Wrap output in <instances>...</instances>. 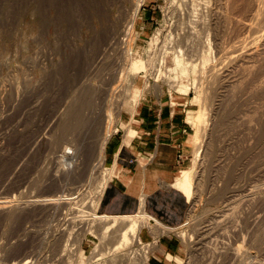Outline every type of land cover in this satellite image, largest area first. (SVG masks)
I'll return each instance as SVG.
<instances>
[{"label":"rangeland","instance_id":"rangeland-1","mask_svg":"<svg viewBox=\"0 0 264 264\" xmlns=\"http://www.w3.org/2000/svg\"><path fill=\"white\" fill-rule=\"evenodd\" d=\"M191 1L190 0L189 1L188 0L187 1L186 0H145L138 21L135 24L134 31L131 34H129L128 37H125L123 35V37H125V42L123 41L124 45L123 43H121L122 45L119 44V46L117 45L115 46V44L112 43L113 41H115L114 37L116 36L118 37L120 33L122 34V30L124 26L127 25L131 13L133 12L135 0H0V105H1L0 114L2 111H4L3 112L4 114L5 112L7 113L8 111L11 112V114H9L8 112L9 116L6 117L5 115V117L0 120V201H3L5 199L10 201L13 200L12 202H14V204L17 205L20 204L21 202L22 203L26 202V199L27 201H29V198L31 200L38 198L39 196L40 197L48 196L45 194L47 190H51V188L54 189L58 185L59 186L61 184L65 185L67 183L63 179L61 174H58L57 171L59 167L60 169L62 168L61 165L62 161L58 157L61 155L59 149L62 150L65 147L64 145H66L64 143H68V142L64 141L61 147L54 149L55 146L52 145V140L55 139L54 138L55 136L54 137L48 136L49 138L47 136H46L47 138L45 137L46 120L48 115L52 113L53 110H55L59 106L61 101H63L66 97L70 96L71 92L76 90L75 87H77L76 85H78L80 80L82 81L83 79L88 78L89 80H91V83H93L94 85L96 86L103 85L105 89L111 88L112 86L115 87L116 85L120 86V92L118 94L119 98L117 97V99L113 100L112 102L109 101V108L111 107L110 109H112V113H113V120L109 122V125L111 126L112 135H114L120 129L124 130L125 128L126 129L128 128L123 123L125 122L124 121L125 119L132 118L133 115L135 114L136 109L133 112L131 104H132V100H134V98L136 99L137 97H139V104L141 102L163 101L172 104L174 107H180L181 111L179 112H181L182 115L186 119H188L189 123L192 125V126L190 125L191 137H190L189 159L187 161V164L183 168V170H186V172H184L183 174L181 173L182 176L181 175L180 176L182 178H180L179 181V184L181 185L182 183H184V180L186 179L185 176H188L189 183L190 185H192V190H194L192 192L194 198L190 199L189 197V207L187 212V218L185 220L186 222L184 223L183 226H181V228L172 231L165 229L159 230L158 228L156 229L157 227L156 223L152 220L146 223L144 222L143 224L141 222L138 240L140 241V243H153V244L152 245L149 244L146 247L139 248L138 247L139 242H135L128 249H125L123 251V254L130 253L131 256L134 255L135 259L133 260L135 264H150V262L155 259L154 257H156V259L158 260L157 262L159 264H181L180 262H178L177 258H180L183 261V264H203L205 262L204 260H206L207 263L211 262L212 260L211 253L213 251H217V250H218L217 252L223 251L222 246L224 247L229 244L230 245L232 244L233 247H236L238 245H244L243 250L245 248L244 251L250 253L249 261L252 264H258L259 262H262V260L264 261V255H263L264 242L261 248L259 246L254 245V243L251 244V239L253 240L255 235L256 236L260 234L262 235L264 233V202L259 204L257 203V205L244 206L243 214H241V217L243 218V220L241 218L242 222H240L239 220L240 218L237 217L238 220L236 219L235 221L237 222H234V224L224 222L222 223V225L224 224V226H220L219 220H222L220 218L222 209L220 205L221 201L218 199L221 196L220 194L223 193L222 187L225 188V186L229 184L228 180L224 177V172L226 170L224 166L226 167L227 163L222 161L225 159L226 155L228 154L231 155V153L236 154L238 151H240L239 148H241V146H242L241 150L243 149V145L246 148H248L247 146L249 145L246 144H250L251 141V145L253 144V149H254V150L251 149L250 151L251 154L253 153V155L251 156L255 155L253 158L254 162L258 164L260 160L259 166L264 167V128H263L264 116L260 118L261 122L259 120L252 124L251 130L249 131L250 137L247 136L248 138H246L245 140L246 142L248 141L247 143L244 140L241 141V139L238 138L239 125L237 126L236 124L237 120H235L236 118H234L235 117L234 114L238 113L242 115L243 109L247 108L245 106L249 107L257 103L259 104L264 103L263 102L264 91L263 93L260 92L261 96L259 95V93L253 94V96H251L248 92L251 89L252 85L249 84L245 92L246 98L244 97L242 101H240V98L238 97L234 101L231 100L229 104L231 106L226 105L224 109H222V111L219 112L220 114H218L217 116H214L213 114L211 115V113H209V115H206L207 120H205V122H201L200 124V133L202 134L201 141H202L203 151L198 156L196 152L199 147L198 145L199 143L196 140V138L199 134L197 132V128L192 124L191 121H196L198 115L201 114V111L204 109V104H205L204 98L206 97L205 95H207L205 91L207 82H204L203 80L204 78H202L203 77L202 72H204L203 69L204 63L202 60L203 57L202 54H204L203 52L207 50V47H204L206 43L203 45L202 42L204 43L205 40L204 36H206L207 32L201 30L198 27V30L200 29L201 35H203L202 38L201 37L195 38L193 36L194 39H196L194 40L195 42L192 41L193 40L192 35H190L187 38L188 40H186V38L185 39L183 38L184 35L191 30L190 26H193L192 25L193 23L189 21V20L193 21ZM188 3H189V7H188ZM262 15L263 16H261V19L263 20L264 12ZM241 16L245 17L243 19V22H245L246 14L242 13ZM204 18H206L205 15ZM237 18L239 19L241 17H237ZM261 19L259 20L257 18L253 21V24L255 23V25H253L255 26V28L254 30H250L252 31V33L245 32L241 34L238 24L236 23L232 24L230 22H228L227 24L225 23L224 27L222 26L225 32L223 28H221V32L223 33L222 38L224 39V40L222 39V41L224 43L220 49L221 52L219 56L217 55V57L218 58L221 57L222 59H224L226 57L232 56V54H229V52H231L232 46L236 42L238 45L239 40L244 41V45L241 47L243 48V51H246L251 46L255 47L256 42L253 40L255 37L262 34L264 29L263 26L264 20L262 21ZM256 20L259 22H257ZM247 21L245 23L250 22ZM259 24L261 25L263 24L262 27ZM257 27L261 33L260 32L258 33ZM114 32L117 35H114ZM251 34L253 37L252 39H251ZM106 35L109 36L110 38L112 37V39L110 40L109 37L107 39ZM240 35L243 36L239 37ZM120 37H122V35H120ZM157 37H158V42L156 43L155 39ZM190 38L192 40H189ZM102 41L104 42L102 43ZM186 41L188 42L190 41L189 45H187ZM104 43H106V45L112 43L116 47V49L114 48L115 50L114 49L109 50V48ZM97 45L100 47V49L98 48ZM178 45L181 47L182 50L188 49L187 51L188 56L186 57H188L189 60L186 62H189L188 63L190 66L189 73L183 74L180 71L176 72L170 70L177 67L175 53L179 48ZM191 45H193L195 48ZM192 47L193 49L191 51ZM104 48H106L107 50ZM126 48L129 51L131 50L130 52L132 54L130 57L132 59L143 60L149 66L147 72L139 73L136 78H134L133 75H132L133 77L130 76L131 74L127 71L126 61H124L123 59L125 57L123 55H126L125 54ZM199 48H202L200 49V52L198 50ZM48 50L49 52H47ZM238 50L239 51L236 54H238L241 49L238 48ZM99 56L102 59H100ZM117 57L119 60L117 59ZM95 61L98 64H96ZM221 63L222 64L218 63L217 68L220 69L222 66L226 68L227 63L224 61H222ZM224 63H226V65H224ZM193 64L197 66L195 73H192L194 72L192 70ZM262 65H264V60L262 61L261 64V67L264 68V66ZM224 68H222V70ZM262 72L264 75V70ZM82 76L84 77L82 78ZM97 76L99 77V79L97 78ZM95 77L97 79H95ZM100 77L102 78V80L100 79ZM97 81H98V85H97ZM194 81L195 82L197 81L196 87L194 85L195 84ZM99 83L102 84L99 85ZM107 83L108 84L110 83L111 85L109 84L107 86ZM181 85L188 86L189 92L187 94L186 93L183 94V92L179 90V86ZM5 87L8 90H6ZM15 90L18 95H16V93L14 92ZM3 92L5 93V95ZM2 93L4 96L2 95ZM99 96L96 97L95 99L96 101L93 99L95 103L92 99H91L92 101L90 99H87V101L89 100V102H87V104L89 105H86L84 107L85 109H87L85 113L88 111V109L90 110L91 107H93V109L97 113L102 111L103 108L104 109L108 108V104H107L108 98L107 99L105 98V100H103ZM101 96H104V93H101ZM260 97L262 98V100L260 99ZM17 98H19L20 100H18ZM244 99L245 101L246 99H248L250 101L248 102L249 104L247 103L248 100L245 102ZM2 100L3 101L5 100L6 103L3 102ZM14 101L16 104H14ZM98 101H100V104ZM9 103H13V104L10 105ZM2 104H4L5 106ZM28 104L30 105V107L28 106ZM16 106L18 107V109L16 108ZM228 107H232V108L234 107L235 110L234 109L232 110V108L230 109ZM12 108L13 111L15 110L14 112H12ZM30 108L31 109L34 108V111L28 112ZM236 108L238 109L243 108V109L236 110ZM226 114H228L227 118H226ZM224 115L226 119L223 118ZM82 117L81 118L84 119V116ZM230 119L234 121L235 127H233L234 126L233 121L232 120L230 121ZM82 121L78 125L77 122L73 124L72 131L75 133L76 136L80 134L78 136L80 137V140H82L86 136L87 137L89 136L86 142V146L84 147V150L82 152L81 158L83 157L82 160L87 158L94 160L96 158V154H95L97 149L96 145L100 137V132H101L100 129L102 130V128L105 125H107L108 122L106 123V119H104L103 121L101 120L102 122L100 124L98 123L99 125H101L100 127L97 124L94 126L93 125L90 126V123H87L86 119L84 120V122ZM102 123H105V125ZM256 123L257 124L259 123L260 125L258 124L257 126ZM87 125L89 126L87 127ZM81 126H83V128H80ZM84 126L86 127V129L84 128ZM79 128L82 130H80ZM206 128L209 130L210 133L209 132L207 133L208 130H206ZM77 130L80 133H76L78 132ZM252 131L254 133H252ZM255 132L258 133L256 134ZM234 137L235 138L237 137L239 140H237L236 138L235 141ZM191 139L193 141V144L191 143ZM239 141H241L243 145L241 144V142L239 143ZM234 142L235 145L233 146L232 144H234ZM225 143L226 145L227 144L228 145L226 146ZM236 146L239 148L237 149ZM225 148L228 149L224 150ZM54 150H56V152ZM221 150L225 152L223 153ZM218 152L220 153V155ZM55 155H57V159L55 158L56 157ZM216 156H218L219 160L216 159L217 158ZM221 161L223 163V167H222V163H219ZM47 162L50 163L47 164ZM218 164L221 166H219ZM221 168H224V171ZM42 170L45 176L43 173H41ZM103 170H104L103 173L100 174L101 176L100 178L98 177V179L100 180L104 179L105 182L107 183V181H110L113 178L115 172L107 161L104 165ZM55 172L56 174L59 175L57 176V178L60 181L58 180L55 181L50 178L52 177V174L54 175ZM221 172L223 173L221 174ZM98 175L99 174H97V176ZM260 176L261 178L264 177V173H261ZM260 176L258 177V180H255L251 183L249 182V184L252 186L261 185L259 187H264L263 186L264 178L261 179ZM100 180L97 181L96 179V182L94 180V182H91L87 185L88 186L86 189L87 194L85 195L86 197L84 200L85 203L87 204L83 205L85 208L84 210H88V208L91 206V201L95 196H97L93 191L91 192L89 190H91L93 187L92 190L95 191L96 189H94V187L98 186ZM34 183H36V185ZM233 185H235L234 180L231 181L229 187L231 188L233 187ZM66 187L64 188L67 189L65 192H70L73 190L70 187L67 188ZM78 187L81 186L79 185ZM180 187L181 189H183L182 185ZM215 195L217 197H215ZM21 196L22 198H20ZM99 200L100 199L96 198V203L97 201L99 202ZM5 210L4 211L3 209L0 210V235H1L0 264H12L13 259L21 260L26 256L30 257L33 260L37 259L36 263L34 264H100L103 263V261L104 262L108 261L107 264H111V263L119 264L120 260L118 259L116 260L112 259L110 263L109 260H106L109 258L108 254L110 253V250H108L109 252L108 254L105 253L102 260L94 261L93 252L96 246L102 244L101 246L104 248L105 244L100 243L101 241H99V238L97 236L94 237V234H92V232L89 233L85 232L86 235L83 236L84 232L80 230L81 229L79 228L80 226L78 227L73 224L71 225V227L68 226V223L71 222L69 219L73 216L69 214L71 213L70 208H64V210L62 209L58 210L55 208H52V210L38 209L39 211L37 210V208H21L19 214L21 215V218L18 220L17 226L16 224L14 225V223H11V220L9 219L10 217L9 210L11 209L9 208L6 211ZM49 211L50 213H48ZM247 213H249V215L250 214L252 215L250 216L248 215L247 217L250 218H247V220L245 221L244 216L247 215ZM64 214H67V216ZM254 214H257V216ZM256 217H258L260 221ZM232 224L235 226H233ZM59 225L60 226L62 225V227L66 225L67 229H65L66 227H63V229H65L64 230L65 232L66 231L69 232V233L66 232L68 235L65 232H63V234L65 233L64 236L66 237L65 240L69 239L65 249H67V247L72 244L73 245L72 247L74 248L75 253L77 254L70 259H67L66 257L60 259L61 252H59V250H61L60 245L64 240V238L60 240L62 236L58 231H56ZM207 225H209V227L211 228L210 230L212 231L210 232L208 237L204 240L203 244L206 247H208L209 250L205 251L204 253H201V251L199 252V250H196L194 247H192L193 246L192 240L196 241L199 233L205 230L206 228H208ZM75 227H77L78 229L77 228L75 229ZM150 227H152V229ZM72 229L74 230L72 231ZM223 229H225V231ZM70 230L72 233L70 232ZM93 230L95 231V228ZM142 230L145 231L148 230V232L152 236V239L143 240L140 236ZM223 231L227 232L228 236H226V239L220 236V234ZM67 236L71 238L73 237V239L68 238ZM228 237L229 239H227ZM238 237H240V240ZM245 237H246V241H245ZM230 239L232 240L230 241ZM77 240L79 242H77ZM161 240L162 242L164 240H171L176 245V247L174 248L176 250V253L171 254L170 252H166L161 247ZM233 240L236 242H234ZM57 241L59 243H57ZM111 246L112 245H109L107 247L109 248ZM199 246L201 247V245ZM82 250L84 251V253H82ZM35 251L36 253L34 254ZM157 251L161 252L162 255L158 254ZM13 253L16 256L13 255ZM209 257L211 259H209ZM229 263L239 264L238 262L236 263V261L233 262L232 260L225 262V264H229Z\"/></svg>","mask_w":264,"mask_h":264},{"label":"bare ground","instance_id":"bare-ground-1","mask_svg":"<svg viewBox=\"0 0 264 264\" xmlns=\"http://www.w3.org/2000/svg\"><path fill=\"white\" fill-rule=\"evenodd\" d=\"M187 1V0H186ZM189 1V0H188ZM191 1V0H190ZM145 0H135L134 2V9L133 12L131 13V16L129 18V21L127 23L126 26H124L123 30H122V34L120 33V35H123L125 37H128L129 34H131L134 31L135 28V24L138 21L142 6L144 5ZM187 4V3H186ZM191 9H192V13H193V21L189 20L190 22H192L193 26H190L191 30L184 35V39L186 38V40H188L187 38L192 35V37L194 36L195 38H202L203 35H201L200 33V29L204 30L205 32H207L204 40V43L202 42V44L204 45V47H207V50L205 52H203L204 54L202 57L204 66V72H202L203 77L204 78V82L206 83V97L205 99V104H204V109L201 111V114L198 115V117L196 118V121H191L192 124L197 128V132H198V136L196 138V140L198 141V149H197V154L198 156L202 153L203 151V146H202V134L200 133V124L201 122H205L206 119V115H209V113H211V115L213 114L214 116H217L218 114H220L219 112L222 111V109H224V107L226 105H229L231 100H236L238 97L240 98V101H242V99L245 97L246 95V89L247 87L250 85L251 89L249 90V94L251 96H253V94H257L260 92L263 93L264 91V75H263V70L264 68L261 67L262 61L264 60V29L262 34L258 35L256 34L257 37L254 38L253 41L256 42V46L255 47H250L248 48L246 51H243V48H241L244 45V41L239 40L238 45L237 42L232 46V50L231 52H229V54H232V56L226 57L224 59H222L221 57H217V55L219 56L220 52H221V47L223 45V41H222V32H221V28L224 27V24L230 22L232 24H238L239 25V30L242 33L245 32H250L252 33V31L250 30H254L255 23L253 24V21L255 19H261V16H263V12H264V0H192L191 1ZM35 6V5H34ZM188 7H189V3H188ZM191 11V10H190ZM189 12V11H188ZM191 13V12H190ZM246 14V21H250L248 23L243 22V19L245 18L244 16H241V14ZM191 15V14H190ZM204 15L206 18H204ZM97 17V16H96ZM129 17V16H128ZM237 17H241V18H237ZM260 17V18H259ZM264 18V17H263ZM190 19V18H189ZM262 20V19H261ZM264 20V19H263ZM262 20V21H263ZM257 21V20H256ZM252 22V23H251ZM259 22V21H257ZM257 24V23H256ZM264 24V23H263ZM262 24V25H263ZM230 25V24H228ZM261 25V24H259ZM261 25V27H262ZM189 26V25H188ZM223 26V27H222ZM232 26V25H231ZM264 26V25H263ZM114 27V26H113ZM198 27L200 28L198 30ZM238 28V26H237ZM226 29V28H225ZM258 29V27H257ZM90 30V29H89ZM101 30V29H100ZM121 30V28H120ZM224 30V28H223ZM228 30V29H227ZM116 31V30H115ZM119 31V30H118ZM230 31V30H229ZM89 32V31H88ZM225 32V30H224ZM231 32V31H230ZM233 32V31H232ZM238 32V31H237ZM260 32V30L258 29V33ZM101 33V32H100ZM118 33V34H119ZM204 33V32H203ZM236 33V32H235ZM246 33V34H247ZM256 33V32H253ZM261 33V32H260ZM110 34V33H109ZM228 34V33H227ZM230 34V33H229ZM232 34V33H231ZM238 34V33H237ZM114 35L115 34L114 32ZM120 35H118V37H114V40L112 43L115 44V46H119L122 45L121 43H123V41L125 42V37H120ZM245 35V34H244ZM107 36V35H106ZM112 36V35H111ZM226 36V35H225ZM224 36V37H225ZM229 36V35H228ZM231 36V35H230ZM238 36V35H237ZM243 36V35H242ZM241 35L239 37H242ZM249 36V35H248ZM255 36V34H254ZM96 37V36H95ZM109 36H107L108 39ZM191 37V38H192ZM193 40L190 38L189 40ZM232 37V36H231ZM246 37V36H245ZM234 38V35H233ZM248 38V37H247ZM252 34H251V39H252ZM109 39L111 40L112 37ZM228 39V38H227ZM246 39V38H245ZM102 40V39H101ZM104 40V39H103ZM106 40V39H105ZM156 43L158 42V37L155 39ZM203 40V39H202ZM224 40V39H223ZM89 41V40H88ZM226 41V40H225ZM250 41V40H249ZM104 41H102L103 43ZM187 42V45H189V42ZM195 42V41H194ZM201 42V41H199ZM110 43V42H109ZM109 44L106 45V43H104L109 50L110 49H116V47L113 44ZM193 43V42H192ZM197 44V43H196ZM194 44V45H196ZM226 44V43H225ZM232 44V43H231ZM95 45V44H94ZM124 45V43H123ZM229 45V44H228ZM98 46V45H97ZM104 46V45H103ZM105 46V47H106ZM113 46V47H112ZM193 46V45H191ZM231 46V45H230ZM87 47V46H86ZM112 47V48H111ZM179 47V48H178ZM178 50L176 51V55H175V59H176V63H177V67H175L174 69H170L172 71H180L183 74L189 73V62L188 61V49H181V47L178 45ZM187 47V46H186ZM185 47V48H186ZM189 47V46H188ZM194 47V46H193ZM193 47L191 48V51L193 49ZM197 47V46H196ZM98 48L100 49V47L98 46ZM97 48V49H98ZM195 48V47H194ZM240 52L238 54H236L239 50ZM106 49V48H104ZM114 49V50H115ZM120 49V48H119ZM190 49V48H189ZM199 48V52H200ZM223 49V48H222ZM227 49V48H226ZM102 50V49H101ZM107 50V49H106ZM126 55L123 59L124 61H126V67H127V71L131 74L130 76L134 78L137 77V75L141 72H147L148 71V65L143 61V60H139V59H132L131 56V50L129 51L127 48L125 49ZM112 51V50H111ZM197 51V50H195ZM49 52V50L47 51ZM103 52V51H102ZM107 52V51H106ZM114 52V51H113ZM224 52V51H223ZM100 53V52H99ZM108 53V52H107ZM202 53V52H201ZM98 54V53H97ZM106 54V53H105ZM194 54V53H192ZM102 55V54H101ZM111 55V54H110ZM113 55V54H112ZM200 55V54H199ZM201 55V56H202ZM106 56V55H105ZM192 56V55H191ZM97 57V55H96ZM102 57V56H101ZM109 57V56H108ZM111 57V56H110ZM224 57V54H223ZM39 58V57H38ZM45 58V57H44ZM47 58V57H46ZM100 58V56H99ZM104 58V57H103ZM113 58V57H112ZM98 59V58H97ZM102 59V58H100ZM111 59V58H110ZM118 59V57H117ZM193 59V58H192ZM90 60V59H89ZM95 60V59H94ZM104 60V59H103ZM102 60V61H103ZM119 60V59H118ZM52 61V60H51ZM193 61V60H192ZM214 61V62H213ZM224 61L227 63H224V65H226V68H224V66H222L220 69H218V63L222 64L221 62ZM123 62V61H122ZM213 62V63H212ZM96 63V61H95ZM119 63V62H118ZM125 63V62H124ZM194 63V62H192ZM8 64V63H7ZM50 64V63H49ZM98 64V63H96ZM101 64V63H100ZM28 65V64H27ZM31 65V64H30ZM57 65V64H56ZM95 65V64H94ZM125 65V64H124ZM192 65V64H191ZM198 65V64H197ZM209 65V66H207ZM51 66V65H50ZM85 66V65H84ZM102 66V65H101ZM264 66V65H262ZM92 67V66H91ZM103 67V66H102ZM196 65L193 64L192 66V70L195 73L196 71ZM220 67V66H219ZM88 68V67H87ZM95 68V67H94ZM111 68V67H110ZM222 68H224L222 70ZM57 69V68H56ZM83 69V68H82ZM92 69V68H91ZM123 69V68H122ZM47 70V69H46ZM169 70V71H170ZM191 70V71H192ZM91 71V70H90ZM94 71V70H93ZM96 71V70H95ZM101 71V70H100ZM121 71V70H120ZM236 71V72H235ZM52 72V71H51ZM87 72V71H86ZM89 72V71H88ZM104 72V71H103ZM93 73V72H92ZM96 73V72H95ZM107 73V72H106ZM27 74V73H26ZM85 74V73H83ZM100 74V73H99ZM114 74V73H112ZM201 74V75H202ZM52 75V74H51ZM87 75V73H86ZM89 75V74H88ZM101 75V74H100ZM111 75V74H110ZM116 75V74H115ZM133 75V76H132ZM195 75V74H194ZM12 76V75H11ZM14 76V75H13ZM80 76V75H79ZM78 76V77H79ZM95 76V75H92ZM99 76V75H98ZM97 76V78L99 79V77ZM104 76V75H103ZM113 76V75H112ZM111 76V77H112ZM28 77V76H27ZM84 76H82L83 78ZM91 77V76H89ZM110 77V76H109ZM130 77V78H131ZM201 77V76H200ZM263 77V78H262ZM23 78V77H22ZM26 78V77H25ZM95 77V79H97ZM118 78V77H117ZM126 78V77H125ZM129 78V77H128ZM206 78V79H205ZM64 79V78H63ZM93 79V78H92ZM100 79L102 80V78L100 77ZM104 79V78H103ZM108 79V78H107ZM114 79V78H113ZM100 80V81H101ZM109 80V79H108ZM107 80V81H108ZM118 80V79H117ZM129 80V79H128ZM202 80V81H203ZM206 80V81H205ZM15 81V80H14ZM99 81V80H98ZM98 81H97V85H98ZM110 81V80H109ZM124 81V80H123ZM131 81V80H130ZM135 81V80H134ZM104 82V81H103ZM116 82V81H115ZM195 82V81H194ZM113 83V82H112ZM197 81L195 82V87ZM2 84V83H1ZM18 84V83H17ZM57 84V83H56ZM102 84V83H101ZM99 83V85H101ZM110 84V83H109ZM107 83V86L109 85ZM115 84V83H114ZM4 85V84H3ZM58 85V84H57ZM111 85V84H110ZM119 85V84H118ZM205 85V84H204ZM77 87L76 90H74L73 92H71L70 96L66 97L63 101H61V103L59 104V106L53 110L52 113H50L47 117L46 120V131H45V137L50 136V137H54L55 139L52 140V145L55 146L54 149L61 147V145L64 143V141H67L68 143H64L66 145H64L65 147L61 150L59 149V152L61 155L58 156L61 161H62V168L60 169V165L58 166V174H61V176L63 177V179L67 182L65 185H58L56 188H51V190H47L46 191V195L48 196H39L38 198L35 199H31L29 198V201L26 202H21L20 204L15 205L14 202L10 201V200H3L0 201V210L3 209V211L6 209H11L9 210L10 212V217L9 219L11 220V223H14V225L16 224V226L18 225V220L21 218L20 214V209L21 208H37V210H41V209H51L55 208V209H62L64 210V208H70V212L68 211V213L70 215H73L69 220L71 221L70 223H68V226L71 227V225H75V226H80L79 228H81L80 230L83 231V236H85V232L89 233L92 232V234H94V237L97 236L99 238V241H101L100 243H104L105 247L112 245L111 247H107V248H103L101 245H97L93 254V259L94 261H98V260H102L103 256L106 254H108V250H110V253L108 254L109 258L106 260L110 261L113 260H120L119 264H135L134 263V255L131 256L130 253L129 254H123V251L125 249H128L131 245H133L135 242H139V232H140V223L142 222V224L145 222H149V221H154L156 223V229L158 228L160 229H165V230H176L172 229L171 227H168L166 225H164L163 223H161L158 219H156L155 217H153L152 215H149L148 213H146L145 211H141L135 215H131V216H117V215H111V214H101L99 213V202L97 201L96 203V198L100 199L103 191L104 187H105V180L104 179H98V177L100 178V174L103 173V169H104V165H105V161H106V145L107 142L110 138V136L112 135L111 132V126L109 125V122L113 120V113H112V109L109 108V101L112 102L113 100L117 99V97L119 98L118 94L120 92V86H115V87H111V88H104V86H96L93 83H91V80H89L88 78L83 79L82 81L80 80V82L78 83V85H76ZM15 87V86H14ZM72 87V86H71ZM106 87V86H105ZM110 87V86H109ZM122 87V86H121ZM6 89V87H5ZM14 89V88H13ZM12 89V90H13ZM19 89V88H18ZM72 89V88H71ZM205 89V87H204ZM8 90V89H6ZM5 90V91H6ZM20 90V89H19ZM22 90V89H21ZM29 90V89H28ZM53 90V89H52ZM179 90L183 92V94H187L189 92V88L186 85H181L179 86ZM248 91V90H247ZM16 93V90L14 91ZM18 92V91H17ZM22 92V91H21ZM29 92V91H28ZM33 92V91H32ZM65 92V91H64ZM4 93V92H3ZM2 93V95H3ZM101 93H104V96H101ZM180 93V92H179ZM247 93V95H248ZM261 93V94H262ZM23 94V93H22ZM21 94V96H22ZM59 94V93H58ZM68 94V93H67ZM5 95V93H4ZM3 95V96H4ZM12 95V94H11ZM16 95H18L16 93ZM100 95V96H99ZM7 96V95H6ZM20 96V95H19ZM48 96V95H47ZM64 96V95H63ZM99 96L101 97L103 100H105V98H108V108L107 109H102V111L100 112H96L93 107L90 108V110L88 109V111L85 113V111L87 109H85L84 107L87 104V102H89V100L87 101V99H96V97ZM261 96V95H260ZM263 96V95H262ZM18 97V96H17ZM2 98V97H1ZM8 98V97H7ZM21 98V97H20ZM37 98V97H36ZM246 98V97H245ZM251 98V97H250ZM264 98V97H263ZM12 99V98H11ZM18 100H20L19 98H17ZM260 99L262 100V98L260 97ZM91 100V101H92ZM93 100V101H94ZM98 100V99H97ZM248 99H246L247 101ZM3 101V100H2ZM96 101V100H95ZM94 101V103H95ZM245 101V99H244ZM245 101V102H246ZM253 101V98H252ZM259 101V99H258ZM5 102V100L3 101ZM9 102V101H8ZM100 104V101H98ZM97 102V103H98ZM204 102V101H203ZM250 102L249 100L247 101V103ZM264 102V101H263ZM6 103V102H5ZM18 103V102H17ZM92 103V102H91ZM241 103V102H240ZM245 103V104H247ZM253 103V102H252ZM10 105L13 103H9ZM14 104L15 101H14ZM33 104V103H32ZM98 104V105H99ZM111 104V103H110ZM138 104V100L134 99L132 100V111L134 112L136 107ZM249 104V103H248ZM255 104V102H254ZM4 105V104H2ZM39 105V104H38ZM114 105V104H113ZM1 106V105H0ZM5 106V105H4ZM9 106V105H8ZM7 106V107H8ZM28 106L30 107V105L28 104ZM37 106V105H36ZM94 106V104H93ZM107 106V105H106ZM19 107V105H18ZM18 107L16 106V108L18 109ZM41 107V106H40ZM103 107V106H102ZM235 107V106H234ZM234 107H228V108H232V110L234 109ZM237 107V106H236ZM243 107V106H242ZM247 107L246 109L244 108H239V109H243L242 111V115L240 114H234L236 118V124L238 126L239 129V135L238 138L242 140H246V138H248L247 136H249V131L251 130V126L254 122L259 121L261 117L264 116V103H257L255 105L252 106H245ZM45 108V107H44ZM49 108V107H48ZM96 108V107H95ZM7 109V108H5ZM54 109V108H53ZM238 108H236L237 110ZM238 109V110H239ZM2 110V108H1ZM235 110V109H234ZM15 111V110H14ZM13 108H12V112ZM34 111V108H30V110H28V112ZM229 111V109H228ZM227 111V112H228ZM4 111L1 112L0 114V120L3 119L6 115L9 116V114H11V112H8L5 114L3 113ZM132 112V113H133ZM234 112V111H233ZM238 112V111H237ZM236 113V112H235ZM8 114V115H7ZM37 114V113H36ZM232 114V113H231ZM133 115V114H132ZM228 114H226V118ZM237 115V116H236ZM239 115V116H238ZM24 116V115H23ZM44 116V115H43ZM84 116V119H82ZM233 116V115H232ZM82 117V118H81ZM213 117V116H211ZM216 118V117H215ZM225 118V115L224 117ZM225 118V119H226ZM231 118V117H230ZM233 118V119H234ZM86 119L87 123H90L91 125H99L104 119H106V123L108 122L107 125L102 128V130L100 129V137L98 139L97 145H96V158L94 160L92 159H83L81 158L82 152L84 150V147L86 146V142L87 139L89 138V136L84 137L82 140H80V137L76 136L75 133L72 131V125L75 124L77 122V125L80 124V122H84V120ZM213 119V118H212ZM224 119V120H225ZM263 119V118H262ZM102 120V121H101ZM228 120V119H227ZM232 119H230L231 121ZM233 121V120H232ZM261 122V120H260ZM263 122V121H262ZM10 123V122H9ZM32 123V122H31ZM86 123V122H85ZM99 123V124H98ZM16 124V123H15ZM43 124V123H42ZM41 124V125H42ZM229 124V123H228ZM259 124V123H258ZM258 124L256 123V125L258 126ZM233 125H234V121H233ZM255 125V124H254ZM255 125V126H256ZM260 125V124H259ZM262 125V123H261ZM34 126V125H33ZM89 125H87L88 127ZM92 126V128H93ZM101 127V125H99ZM98 126V127H99ZM236 126V127H237ZM254 126V127H255ZM11 127V126H10ZM75 127V126H74ZM235 127V125L233 126ZM80 128H83V126H81ZM79 128V129H80ZM84 128L86 129V127L84 126ZM96 128V127H95ZM203 128V126H202ZM257 128V127H256ZM255 128V129H256ZM264 128V127H263ZM78 129V130H79ZM89 129V128H88ZM12 130V129H11ZM43 130V129H42ZM77 130V131H78ZM82 130V129H80ZM96 130V129H95ZM206 130H208L206 128ZM258 130V129H257ZM93 131V130H92ZM211 131V130H210ZM238 131V130H236ZM255 131V130H254ZM43 132V131H42ZM82 132V131H81ZM87 132V131H86ZM89 132V131H88ZM209 132V130L207 131V133ZM235 132V131H234ZM260 132V130H259ZM44 133V132H43ZM76 133H80L79 131ZM98 133V132H97ZM210 133V132H209ZM214 133V132H213ZM252 133H254L252 131ZM256 133V132H255ZM258 133V132H257ZM256 133V134H257ZM83 134V133H82ZM236 134V133H235ZM234 134V135H235ZM22 135V134H21ZM43 135V134H42ZM85 135V134H84ZM87 135V134H86ZM259 135V134H258ZM240 136V137H239ZM257 136V135H256ZM38 137V136H37ZM43 137V136H42ZM46 137V138H47ZM82 137V136H81ZM250 137V136H249ZM49 138V137H48ZM237 138V137H236ZM234 137V140L236 139ZM237 138V140H239ZM42 139V138H41ZM45 139V138H44ZM257 139V137H256ZM259 139V137H258ZM37 140V139H36ZM35 140V141H36ZM50 140V139H49ZM48 140V142H49ZM230 140V139H229ZM232 140V139H231ZM250 140V139H249ZM255 140V139H254ZM41 141V140H40ZM82 141V142H80ZM236 141V140H235ZM239 141V143L241 142ZM243 141V142H244ZM28 142V141H27ZM246 142V141H245ZM244 142V143H245ZM248 142V141H247ZM246 142V143H247ZM253 142V141H252ZM258 142V140H257ZM256 142V143H257ZM245 143V144H246ZM261 143V142H260ZM242 144V142H241ZM30 145V144H29ZM33 145V144H32ZM197 145V144H195ZM226 145V143H225ZM228 145V144H227ZM226 145V146H227ZM231 145V144H230ZM233 146L235 145L232 144ZM238 145V143H237ZM243 145V144H242ZM249 145L247 146L248 148H246L243 145V149L241 150V148L237 147V149L239 148L240 151H238L236 154H232L231 155H226L225 159L222 160L223 162L227 163V166L224 168H226L225 172H224V177L228 180V183L230 184L231 181L234 180V184L233 187H229V184H225V188L222 187L223 193L220 194L221 196L218 198L221 203V216L220 218L222 220H219V225L220 226H224V224L222 225V223L227 222V223H233L237 222L235 221L238 218H240V222L241 221V214H243L244 211V206H251V205H257V203H263L264 202V187H259V186H252L249 184V182H253L255 180H258V177L260 176L261 173H264V167L259 166V162L258 164L254 162L253 158L254 156L253 153L251 154L250 151L251 149H253V144L251 145V141L250 144H246ZM46 146V145H45ZM63 147V146H62ZM224 147V146H223ZM50 148V147H49ZM228 148H225L224 150H227ZM236 149V148H235ZM234 149V151H235ZM28 150V149H27ZM38 150V149H36ZM254 150V149H253ZM56 152V150H54ZM223 152V150H221ZM231 151V150H230ZM225 152V151H224ZM223 152V153H224ZM229 152V151H228ZM233 152V151H232ZM254 152V151H252ZM85 153V152H84ZM219 153V152H218ZM227 153V151H226ZM230 153V152H229ZM49 154V153H48ZM52 154V153H51ZM94 154V155H95ZM256 154V153H255ZM258 154V153H257ZM58 155V154H57ZM57 155H55L56 159H57ZM84 155V154H83ZM88 155V154H87ZM220 155V153H219ZM222 155V153H221ZM85 156V155H84ZM257 156V155H256ZM261 156V155H260ZM218 159V156H216ZM54 158V157H53ZM54 158V159H55ZM86 158V157H84ZM94 158V157H93ZM198 158V157H197ZM200 158V157H199ZM220 158V156H219ZM224 158V157H223ZM259 158V156H258ZM51 159V158H49ZM261 159V158H260ZM46 160V159H45ZM59 160V159H58ZM219 160V159H218ZM221 160V159H220ZM258 160V159H257ZM219 162V163H222ZM95 162V163H94ZM50 162H47V164ZM53 163V162H52ZM51 163V164H52ZM215 163V161H214ZM224 163V164H226ZM262 163V162H261ZM260 163V164H261ZM37 164V163H36ZM59 164V162H58ZM217 165V164H216ZM219 165V164H218ZM33 166V165H32ZM51 166V165H50ZM54 166V165H53ZM57 166V165H56ZM221 166V165H219ZM52 167V166H51ZM222 167H223V163H222ZM37 168V167H35ZM48 168V167H47ZM224 168L223 169L224 171ZM220 169V170H221ZM33 170V169H32ZM17 172V171H16ZM19 172V171H18ZM47 172V171H45ZM31 173V172H30ZM43 173V170L42 172ZM53 173V172H52ZM188 173V172H187ZM220 173V172H219ZM223 172H221L222 174ZM17 174V173H16ZM38 174V173H36ZM44 174V173H43ZM56 172L54 173V175L52 174V177H50L52 180H58L57 176H59L58 174H56ZM97 174H99L97 176ZM15 175V173H14ZM103 175V174H102ZM32 176V174H31ZM45 176V174H44ZM219 176V175H218ZM25 177V176H24ZM36 177V176H35ZM39 177V176H38ZM186 179L184 180V183H182V187H183V191L184 193L187 195L188 201H189V197L190 199L194 198L193 195V191L192 190V185H190L189 183V178L188 176H185ZM223 177V176H222ZM223 177V178H224ZM37 178V177H36ZM40 178V177H39ZM49 178V177H48ZM182 178V177H181ZM261 178V176H260ZM259 178V179H260ZM264 178V177H262ZM261 178V179H262ZM13 179V178H12ZM23 179V178H22ZM100 180L98 186L94 189H96L95 191L89 190V191H93L97 196H95L94 194V198L91 201V206L88 208V210H84V206L85 204V195L86 193V189H87V185L91 182H96ZM30 180V179H29ZM32 180V177H31ZM41 180V179H40ZM49 180V179H48ZM10 181V180H9ZM60 181V180H58ZM180 181V180H179ZM220 181V180H219ZM31 182V181H30ZM33 182V181H32ZM37 182V181H36ZM247 182V183H245ZM22 183V182H21ZM83 183V184H82ZM86 183V184H85ZM221 183V182H220ZM259 183V182H258ZM257 183V184H258ZM36 185V183H34ZM39 184V183H38ZM59 184V183H58ZM179 184V182H178ZM6 185V184H5ZM24 185V184H23ZM22 185V186H23ZM45 185V184H44ZM52 185V184H51ZM81 187H78V186ZM93 185V183H92ZM179 184V187L181 186ZM256 185V184H255ZM13 186V185H12ZM16 186V185H15ZM25 186V185H24ZM32 186V185H31ZM38 186V185H37ZM70 187L71 189H73L70 192H65L67 189H64L65 187ZM90 186V185H89ZM224 186V184H223ZM264 186V184H263ZM21 187V185H20ZM36 187V186H35ZM45 187V186H44ZM51 187V186H49ZM66 187V188H67ZM91 187V186H90ZM178 187V186H177ZM178 187V189H179ZM7 188V187H6ZM181 188V187H180ZM25 189V188H24ZM39 189V188H38ZM228 189V190H227ZM219 190V189H218ZM69 191V189H68ZM186 191V192H185ZM88 192V190H87ZM4 193V192H2ZM14 193V192H13ZM23 193V191H22ZM61 193V194H60ZM90 193V192H89ZM88 193V194H89ZM200 193V192H199ZM9 194V193H8ZM39 194V193H37ZM59 194V195H58ZM184 194V195H185ZM15 195V194H14ZM14 197V196H13ZM211 197V196H210ZM215 197H217L215 195ZM214 197V198H215ZM4 198V197H3ZM6 198V197H5ZM15 198V197H14ZM22 198V196L20 197ZM15 201V200H14ZM20 202V201H19ZM218 202V201H217ZM197 203V202H196ZM23 206V207H22ZM254 207V206H252ZM144 208V207H143ZM251 208V207H248ZM253 209V208H252ZM258 209V208H256ZM5 210V211H6ZM35 210V209H33ZM38 210V211H39ZM250 210V209H249ZM248 210V211H249ZM254 210V209H253ZM44 211V210H43ZM56 211V210H55ZM61 211V210H60ZM42 212V211H41ZM253 212V211H252ZM2 213V212H1ZM39 213V212H38ZM50 213V211L48 212ZM67 213V212H66ZM216 213V212H215ZM246 213V212H244ZM260 213V212H259ZM258 214V213H257ZM257 214H254L257 216ZM34 215V214H33ZM67 216V214H64ZM249 215V213H247V215L244 216V220L246 221L247 217ZM252 215V214H250ZM249 215V216H250ZM216 216V215H215ZM240 216V217H239ZM39 217V216H38ZM65 217V216H64ZM63 217V218H64ZM252 217V216H251ZM53 218V217H52ZM67 218V217H66ZM65 218V219H66ZM255 218V217H254ZM258 218V217H256ZM48 219V218H47ZM259 219V218H258ZM67 220V219H66ZM213 220V219H212ZM238 220V219H237ZM243 220V218H242ZM249 220V219H248ZM54 221V220H53ZM260 221V219H259ZM63 222V221H62ZM66 222V221H65ZM186 222V221H185ZM239 222V221H238ZM49 223V222H48ZM47 223V224H48ZM60 223V222H59ZM76 223V224H75ZM154 223V224H155ZM205 223V222H204ZM247 223V222H246ZM250 223V222H249ZM67 224V223H66ZM149 224V223H148ZM211 224V223H210ZM218 224V223H217ZM232 224V225H233ZM236 224V223H235ZM239 224V223H238ZM256 224V223H255ZM41 225V224H40ZM55 225V224H54ZM23 226V225H22ZM44 226V225H43ZM42 226V227H43ZM50 226V225H49ZM142 226V225H141ZM208 228H206L205 230L201 231L198 235V238L196 241L192 240V247H194L196 250H199V252L201 251V253H204L205 251L209 250L208 247H206L203 242L204 240L208 237V235L210 234V232L212 230H210L211 228L209 227V225H207ZM235 226V225H233ZM237 226V225H236ZM41 227V226H40ZM63 227H66L63 226ZM62 225L56 229V231H58L62 238H64V240L62 241L61 245H60V249L59 252L60 253V259L66 257L67 259L72 258L73 256L77 255L75 253L74 248L72 247L73 245H69L67 247V249H65V247L68 244V240H65L66 237L65 236V232L64 230L67 229V227L65 229H63ZM73 227V226H72ZM205 227V226H204ZM217 227V225H216ZM56 228V227H55ZM77 227H75L76 229ZM95 228V231L93 230ZM152 229V227H150ZM181 228V227H180ZM237 228V227H236ZM12 229V228H11ZM16 229V228H14ZM70 229V228H69ZM78 229V228H77ZM155 229V228H154ZM178 229V228H177ZM201 229V228H200ZM204 229V228H203ZM220 229V228H219ZM5 230V229H4ZM28 230V229H27ZM44 230V229H43ZM74 229H72L73 231ZM222 230V229H221ZM225 231V229H223ZM258 230V229H257ZM49 231V230H48ZM155 231V230H154ZM153 231V233H154ZM158 231V230H157ZM222 232L220 234V236L222 238L226 239L227 232ZM63 232H65L63 234ZM71 232V230H70ZM76 232V231H75ZM156 232V231H155ZM161 232V231H160ZM214 232V231H213ZM69 233V232H67ZM66 233V234H67ZM72 233V232H71ZM70 233V234H71ZM74 233V232H73ZM238 233V232H237ZM240 233V232H239ZM242 233V231H241ZM260 233V232H259ZM91 234V233H90ZM235 234V232H234ZM68 235V234H67ZM230 235V234H229ZM233 235V234H232ZM1 236V235H0ZM44 236V235H43ZM71 236V235H70ZM242 236V235H241ZM17 237V236H16ZM25 237V236H24ZM68 237V236H67ZM212 237V236H210ZM218 237V236H217ZM248 237V236H247ZM21 238V237H20ZM41 238V237H40ZM71 238V237H68ZM193 238V237H192ZM196 238V237H195ZM194 238V239H195ZM221 238V239H222ZM232 238V237H230ZM236 238V237H235ZM240 240V237H238ZM244 238V236H243ZM253 238V237H252ZM22 239V238H21ZM39 239V238H38ZM73 239V237L71 238ZM224 239V240H225ZM229 239V237L227 238ZM234 239V238H233ZM248 239V238H247ZM37 240V239H36ZM46 240V239H45ZM232 239H230L231 241ZM35 241V240H34ZM38 241V240H37ZM234 241V240H233ZM232 241V242H233ZM245 241H246V237H245ZM39 242V241H38ZM77 242H79L77 240ZM81 242V241H80ZM206 242V241H205ZM227 242V241H226ZM236 242V241H234ZM264 242V233L261 235H255V237L253 238V240L251 239V244L254 243V245L259 246L260 248L262 247ZM44 243V242H43ZM42 243V244H43ZM57 243H59L57 241ZM225 243V241H224ZM239 243V242H238ZM242 243V242H241ZM240 243V244H241ZM248 243V242H247ZM34 244V243H33ZM75 244V243H74ZM77 244V243H76ZM79 244V243H78ZM14 245V243H13ZM39 245V244H38ZM57 245V244H56ZM201 245V247L199 246ZM232 245V244H231ZM230 244L227 246H222L223 251L217 252V251H213L211 254L212 256V260L211 262L207 263L206 260H204L203 264H225V262L227 261H236V263L238 262L239 264H252L249 260L250 258V253L247 251L243 250V246L244 245H238L233 247V245L231 246ZM31 246V245H30ZM28 246V247H30ZM199 246V247H198ZM215 246V245H214ZM18 247V246H17ZM26 247V246H25ZM58 247V246H57ZM221 247V246H220ZM27 248V247H26ZM25 248V249H26ZM40 248V247H39ZM216 248V247H215ZM214 248V249H215ZM247 248V247H246ZM258 248V247H256ZM43 249V248H42ZM218 249V248H217ZM252 249V248H251ZM2 250V248H1ZM24 250V248H23ZM57 250V249H56ZM195 250V251H196ZM216 250V249H215ZM257 250V249H256ZM18 251V250H17ZM27 251V250H26ZM194 251V250H193ZM251 251V250H249ZM253 251V250H252ZM28 252V251H27ZM36 253V251L34 252V254ZM82 253H84V251L82 250ZM193 253V252H192ZM208 253V252H207ZM16 254V252H15ZM13 253V255H15ZM19 254V253H18ZM257 254V252H256ZM1 255V254H0ZM206 255V253H205ZM209 255V254H208ZM264 255V254H263ZM16 256V255H15ZM13 256V257H15ZM203 256V255H202ZM210 256V255H209ZM253 256V254H252ZM45 257V256H44ZM113 257V258H112ZM205 257V256H204ZM203 257V258H204ZM23 258V257H22ZM48 258V257H47ZM111 258V259H110ZM146 258V257H145ZM169 258V257H168ZM206 258V257H205ZM204 258V259H205ZM92 259V258H91ZM92 259V260H93ZM170 259V258H169ZM209 259H211L209 257ZM252 259V258H251ZM5 260V259H4ZM178 262H180L181 264H183V261L180 258H177ZM201 260V259H200ZM254 260V258H253ZM259 260V259H257ZM13 263L12 264H34L36 263V260L31 259L30 257L26 256L23 259H13L12 260ZM71 261V260H70ZM108 262V261H107ZM107 262L100 263V264H107ZM258 263V261H257ZM112 264V263H111ZM230 264V263H229ZM258 264H264V261L262 260V262H259Z\"/></svg>","mask_w":264,"mask_h":264},{"label":"crops","instance_id":"crops-1","mask_svg":"<svg viewBox=\"0 0 264 264\" xmlns=\"http://www.w3.org/2000/svg\"><path fill=\"white\" fill-rule=\"evenodd\" d=\"M179 111L168 102H141L133 117L124 120L128 128L110 136L106 161L115 173L104 187L99 213L131 216L145 211L172 229L184 225L189 201L178 182L189 159L191 124ZM140 236L152 239L148 230ZM161 247L176 253L171 240H161ZM154 258L150 264H159Z\"/></svg>","mask_w":264,"mask_h":264},{"label":"built area","instance_id":"built-area-1","mask_svg":"<svg viewBox=\"0 0 264 264\" xmlns=\"http://www.w3.org/2000/svg\"><path fill=\"white\" fill-rule=\"evenodd\" d=\"M149 244L152 245L153 243H139V244H138V247H139V248H141V247L143 248V247L148 246Z\"/></svg>","mask_w":264,"mask_h":264}]
</instances>
